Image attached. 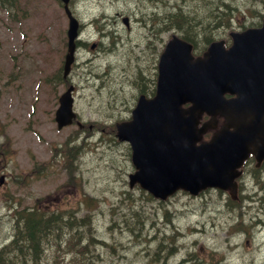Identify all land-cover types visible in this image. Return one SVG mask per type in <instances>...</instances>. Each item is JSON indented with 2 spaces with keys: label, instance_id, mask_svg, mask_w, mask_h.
<instances>
[{
  "label": "rangeland",
  "instance_id": "1",
  "mask_svg": "<svg viewBox=\"0 0 264 264\" xmlns=\"http://www.w3.org/2000/svg\"><path fill=\"white\" fill-rule=\"evenodd\" d=\"M10 2L0 0V176L8 175L0 185V244L12 239V204H37L78 218L91 212L88 232L64 235L56 226L36 239L41 246L59 240L46 250V264H82L73 250L91 241L84 236L100 240L90 247V264H170L186 255L198 264H264V173L254 178L248 166L237 204L213 189L153 200L129 187L131 148L115 130L140 94L154 95L160 53L173 34L186 32L187 23L163 22V15L193 20L198 53L206 35L229 42L230 32L261 24L264 0H228L230 7L219 0H71L87 45H78L67 80L61 4ZM71 84L82 125L59 130L58 99Z\"/></svg>",
  "mask_w": 264,
  "mask_h": 264
},
{
  "label": "water",
  "instance_id": "2",
  "mask_svg": "<svg viewBox=\"0 0 264 264\" xmlns=\"http://www.w3.org/2000/svg\"><path fill=\"white\" fill-rule=\"evenodd\" d=\"M69 16L65 76L75 59L79 23L61 0ZM234 44L213 43L204 58L194 59L192 46L174 36L159 63L157 94L141 96L132 120L117 124V136L129 141L138 169L130 176L156 197L165 199L179 189L198 194L208 187L231 189L249 152L264 157V25L233 33ZM73 87L60 97L58 127L71 124ZM230 94L233 97L227 98ZM189 103L188 108H183ZM204 113L211 118L199 126ZM225 124L210 141L202 135ZM233 128V130H231Z\"/></svg>",
  "mask_w": 264,
  "mask_h": 264
},
{
  "label": "trees",
  "instance_id": "3",
  "mask_svg": "<svg viewBox=\"0 0 264 264\" xmlns=\"http://www.w3.org/2000/svg\"><path fill=\"white\" fill-rule=\"evenodd\" d=\"M5 1V0H1ZM183 13H177L172 19H176V23H187L184 29V37L192 41L191 39L194 36L195 26L192 24L191 19H187ZM167 21L172 22V20L168 19ZM207 28V26H206ZM211 27L208 29L210 30ZM209 36H205L208 39ZM71 219V222H68V219ZM61 217L58 215L57 212L48 215L45 212L40 211L39 209H35L33 207L32 210L29 209H22L18 211L15 215V234L14 238L9 240V243L2 246L0 249V264H8L11 262H17V264H24L25 259L30 257H39L41 255V244L36 239L39 238L41 235H44L50 232L48 229L56 227L59 229H64V227H68L71 232H75V226H73L72 222L75 221V217ZM89 219V215L87 216ZM87 219L79 220V225L83 226L88 224ZM90 225V223L88 224ZM87 225V228L89 227ZM79 226V227H80ZM22 230V231H21ZM20 234L17 236V233ZM17 236V237H15ZM87 240H92L87 236H84ZM79 247H84L79 245ZM85 259L83 260L82 264H90L93 263V259L87 256V254L83 255Z\"/></svg>",
  "mask_w": 264,
  "mask_h": 264
},
{
  "label": "bare ground",
  "instance_id": "4",
  "mask_svg": "<svg viewBox=\"0 0 264 264\" xmlns=\"http://www.w3.org/2000/svg\"><path fill=\"white\" fill-rule=\"evenodd\" d=\"M6 2H8V4H10V0H5ZM5 1H4V3H5ZM153 1H155V0H153ZM157 1V0H156ZM221 3H225L224 4V6H226V7H230V5L229 4H227L228 3V0H219ZM1 2H3V1H1ZM178 12H176V13H174V14H171V15H166V16H162L161 17V19H162V21L163 22H166L168 19H170V20H174V19H172V17L173 16H175L176 14H177ZM180 13V12H179ZM192 20V19H191ZM193 21V20H192ZM186 27V26H185ZM186 28H188V27H186ZM160 30H161V28H160ZM185 30V29H184ZM186 31V30H185ZM33 209V208H32ZM40 211H42V212H45V211H43V210H40ZM57 213H58V215H60L61 217H66L67 218V211H65V210H57L56 211ZM46 214H48L47 212H45ZM250 217H254L255 216V214H251V215H249ZM75 221L74 222H72V224H73V226H75V232H71L69 229H68V227H64V235H67V234H72V235H74V234H76V233H82V232H88V229L86 230V228H87V225L90 223L91 224V221H90V218L89 219H87V217H83V218H78V216H75ZM68 219V218H67ZM84 219H87V222H88V224H86V225H83V226H80L79 225V220H84ZM71 219H68L67 221L68 222H71L70 221ZM138 224H140V222L138 223ZM260 224H263L264 225V223H263V220H262V223H260ZM80 226V227H79ZM84 230H86V231H84ZM92 231V230H91ZM10 240V239H9ZM9 240L7 241V242H5V243H3V244H0V249L2 248V246L3 245H5V244H7V243H9ZM56 241L55 240H53V241H49V242H47L46 244H44V245H42L41 246V255L39 256V257H30V256H28L26 259H25V262H24V264H46V262H47V251L46 250H48L51 246H53V244L55 243ZM97 242H100V240H98V237L96 236L95 237V239H93V240H91V241H88V242H85V244L83 243V244H81V246H84V247H77V248H75L73 251L74 252H76V253H79V254H81L82 256L83 255H85V254H89L90 253V247L92 246V245H96V243ZM91 257V255L89 256V258ZM92 259H93V262L94 263H96V257H91ZM89 264V263H88ZM170 264H198V263H196L195 262V260H193V259H191V258H189V256H184V257H182L178 262L177 261H173V262H171Z\"/></svg>",
  "mask_w": 264,
  "mask_h": 264
},
{
  "label": "flooded vegetation",
  "instance_id": "5",
  "mask_svg": "<svg viewBox=\"0 0 264 264\" xmlns=\"http://www.w3.org/2000/svg\"><path fill=\"white\" fill-rule=\"evenodd\" d=\"M4 175H6V173H3ZM1 177H3V176H1ZM0 180H2L1 178H0Z\"/></svg>",
  "mask_w": 264,
  "mask_h": 264
}]
</instances>
